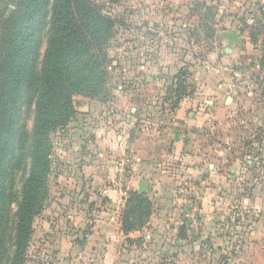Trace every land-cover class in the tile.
I'll return each instance as SVG.
<instances>
[{"label":"crops","instance_id":"obj_1","mask_svg":"<svg viewBox=\"0 0 264 264\" xmlns=\"http://www.w3.org/2000/svg\"><path fill=\"white\" fill-rule=\"evenodd\" d=\"M230 3L239 5L237 0ZM207 4L215 9L214 15L219 19L224 2L210 0L201 5L207 9ZM249 5L256 11L264 6V0ZM261 20L254 16L256 23ZM240 21H232L233 26ZM141 23L147 26L145 19ZM239 38L242 44H236L238 49L231 45L227 52L226 43L225 55L234 57L247 47L240 33ZM159 39L153 40L155 49ZM210 53L209 60L217 62L218 53ZM140 67L152 75H147L148 84H140L138 92L133 90L134 85L126 86L127 91L110 95L105 102L87 98L84 108H76V152L67 150V163L63 165L73 172L62 173L63 177L76 180V249L110 251L120 240L134 243L151 235L159 247L172 249L178 262H195L184 251L199 246L209 249L211 239L212 245L227 244L223 236H211L218 234L219 229L231 227L227 224L230 221L237 234L235 240L244 249L240 256L242 264H264V118L256 108L264 104L260 93L264 90V79L260 77L264 69L255 68L246 84V78L238 82L225 68L214 66L206 72L209 77L203 79V75L196 87L187 82L183 97L176 96V80L169 89L174 94L173 101L153 103L143 89L160 86L158 75L162 67L155 57ZM244 94L252 99L251 112H257L248 118L249 137L238 135L236 155L231 159L233 167L229 169L236 175L223 178L215 171L218 165L210 161V157L223 158L212 150L213 143L218 142H212L214 138L210 137L213 135L208 131L209 122L213 126L214 121L208 116L212 117L216 109L221 111L222 106L239 107L246 100ZM208 104L213 108L207 107L203 112L202 107ZM79 118L86 121L80 123ZM234 122L244 129L245 121L239 113ZM218 163L223 165L219 160ZM249 173L251 179L247 183L243 175ZM140 181L146 185L144 193L138 190ZM131 191L144 194L157 207L146 227L124 233L121 216ZM181 206L190 209L182 213ZM166 214L169 217L164 220ZM230 243L231 246L232 240ZM105 254L107 259L110 254Z\"/></svg>","mask_w":264,"mask_h":264},{"label":"rangeland","instance_id":"obj_2","mask_svg":"<svg viewBox=\"0 0 264 264\" xmlns=\"http://www.w3.org/2000/svg\"><path fill=\"white\" fill-rule=\"evenodd\" d=\"M93 1L101 6L104 13L116 21L113 35L105 48L107 53L105 65L108 77L105 91L109 96L122 94L125 90L127 91L126 86L134 85L135 92L141 88L140 84L146 86L148 84L147 75L152 74L146 70L142 71L140 66L143 63H151L153 57L162 67V70L159 69L160 74L158 75L161 84L160 86L155 84L153 89H147V87L143 89V93L148 95L153 103L157 101L161 103L162 100L173 101L174 94L169 89L173 88L172 84L179 77V72L185 73L183 74L185 84L188 82L190 87H196L203 75V79L209 77L206 72L214 66L225 68L233 80L234 78L237 80L233 71L239 72L241 79L238 82L245 81L246 78V84L248 78H251V74L255 73V68L264 69V48L262 47L264 6H260L262 8H257L255 11L251 10L249 5L256 0H237L239 5L230 3L231 0H212L213 2H224V9L219 12V19L214 15L215 9L209 4L207 5L210 10L201 5L203 2L209 3L210 0H175L176 4L173 3V0ZM52 2L53 0H50L49 8ZM13 5L10 0H0V14L4 18H8L14 9ZM254 16L262 18L258 25L254 24ZM48 19L49 13L42 27L38 28L39 30L37 29L34 35L33 43L38 56V69L47 44ZM144 19L147 21V26H143L141 23ZM216 19L219 20L218 23L215 22ZM237 20H241V25L233 26L232 21ZM221 30L239 32L247 47L244 46V49H240L234 57L225 55L224 47L227 42L219 39L218 34ZM156 32L160 36L154 37L155 34L157 35ZM172 37L174 38L172 39ZM154 39H159L156 49L154 48ZM252 41L255 43L253 44ZM233 47L238 49L236 44H233ZM212 51L218 53L217 62L209 60ZM260 77L264 79V75H260ZM156 88H158V92L154 90ZM260 93L264 96V90H261ZM244 97L246 100H243L239 107L222 106L221 111L216 109L212 117L208 116L211 121H214L213 126L212 122H209L210 130L208 131H210V135H213L210 137L214 138L212 142H218L213 143L212 150L215 153L218 151V157L223 158L218 160L223 165L218 163L217 156L210 157V161H213L216 166L218 165V170L216 167L215 171L223 178L230 179L236 175L230 173L229 169L233 167L234 161L231 159L236 155L238 135H242L243 138L249 135L251 125L248 118L250 114L257 112H251L252 99L247 95ZM86 99L82 95L75 94L73 97L74 116L66 126L50 134L54 149L51 155L52 167L47 177L49 194L43 204L42 211L34 218L33 233L27 245L25 264H105L104 260H108L109 264H242L240 256L244 249L242 250V246L235 240L237 234L233 228V222L230 223V221L227 224L232 225L231 227L219 229L218 234L211 236V238L223 236L224 242L227 244L219 245L213 240L216 244L212 245L211 239L209 240V249L199 246L191 251H184L187 254L185 256L191 257V260L194 259L195 262H178L173 250L159 247L151 235L148 238L142 237L141 241L139 239L134 243L126 239L123 240L124 242L120 240L110 251L76 249V180L63 177L62 173L73 172L72 170L68 171L67 167H63L67 163V155L64 153L69 149L76 152V108L79 106L84 108V104L88 103ZM207 107L213 108V105L203 106V112H206ZM256 108L260 109L259 114L263 119L264 104ZM33 109L34 107L31 106L22 111L21 123L27 130L31 128ZM237 113L245 121L244 129L238 128L234 122ZM80 115L83 114L80 113ZM77 121L81 123V121H86V118H79ZM209 141L210 139H208ZM73 161L76 162V156H73ZM19 173H16L17 176ZM209 175L215 179L214 173L210 172ZM243 176L248 183L251 173ZM156 207V203L151 202L149 215L140 217L139 222L143 223L142 227H146L151 215L156 211ZM179 208L182 213L188 212L190 209L189 206ZM168 217L166 214L164 220ZM167 222L169 221L167 220ZM231 240L232 245L230 246ZM237 245L239 248L236 247ZM223 246L227 249H223ZM105 253L110 254L107 259ZM92 259L95 260V263ZM0 264H8L7 259H3Z\"/></svg>","mask_w":264,"mask_h":264},{"label":"trees","instance_id":"obj_3","mask_svg":"<svg viewBox=\"0 0 264 264\" xmlns=\"http://www.w3.org/2000/svg\"><path fill=\"white\" fill-rule=\"evenodd\" d=\"M10 1L11 15L0 14V262L25 264L34 218L49 194L50 134L74 116L75 94L109 99L105 48L116 21L93 0H53L50 8V0ZM48 13L47 44L38 69L33 40ZM183 74L176 78L177 97L186 93ZM31 106L27 130L21 116ZM150 203L138 191L129 193L121 216L124 233L142 227L140 217L149 215Z\"/></svg>","mask_w":264,"mask_h":264},{"label":"water","instance_id":"obj_4","mask_svg":"<svg viewBox=\"0 0 264 264\" xmlns=\"http://www.w3.org/2000/svg\"><path fill=\"white\" fill-rule=\"evenodd\" d=\"M220 38L223 40H226L227 42V47L226 51L230 52V46L233 44H242L240 38H239V33L236 31H229V30H224L220 33ZM138 190L141 193H144L146 191V185L143 181H140L138 184Z\"/></svg>","mask_w":264,"mask_h":264},{"label":"built area","instance_id":"obj_5","mask_svg":"<svg viewBox=\"0 0 264 264\" xmlns=\"http://www.w3.org/2000/svg\"><path fill=\"white\" fill-rule=\"evenodd\" d=\"M233 75H234V77H237V80L236 81H238V80H240L241 79V75H240V73L239 72H234L233 71Z\"/></svg>","mask_w":264,"mask_h":264}]
</instances>
